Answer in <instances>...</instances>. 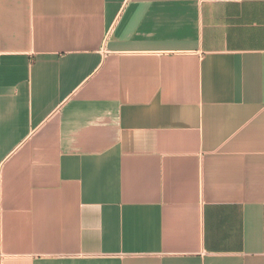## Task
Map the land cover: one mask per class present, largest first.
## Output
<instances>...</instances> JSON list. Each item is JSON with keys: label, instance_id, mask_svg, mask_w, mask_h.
Here are the masks:
<instances>
[{"label": "crops", "instance_id": "crops-1", "mask_svg": "<svg viewBox=\"0 0 264 264\" xmlns=\"http://www.w3.org/2000/svg\"><path fill=\"white\" fill-rule=\"evenodd\" d=\"M2 264H264V0H0Z\"/></svg>", "mask_w": 264, "mask_h": 264}, {"label": "built area", "instance_id": "built-area-1", "mask_svg": "<svg viewBox=\"0 0 264 264\" xmlns=\"http://www.w3.org/2000/svg\"><path fill=\"white\" fill-rule=\"evenodd\" d=\"M0 264H2V258L0 257Z\"/></svg>", "mask_w": 264, "mask_h": 264}]
</instances>
